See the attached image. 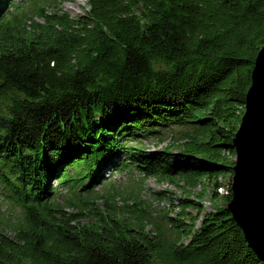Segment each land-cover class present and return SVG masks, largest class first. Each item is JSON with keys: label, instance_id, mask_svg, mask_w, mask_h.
Wrapping results in <instances>:
<instances>
[{"label": "trees", "instance_id": "trees-1", "mask_svg": "<svg viewBox=\"0 0 264 264\" xmlns=\"http://www.w3.org/2000/svg\"><path fill=\"white\" fill-rule=\"evenodd\" d=\"M61 2L0 0V187L24 217L0 224V264H264L228 207L264 0H88L77 17ZM167 131L180 151L137 143ZM122 169L201 189L170 194L180 211L154 231L137 201L91 221L55 201L62 186L86 205Z\"/></svg>", "mask_w": 264, "mask_h": 264}, {"label": "rangeland", "instance_id": "rangeland-1", "mask_svg": "<svg viewBox=\"0 0 264 264\" xmlns=\"http://www.w3.org/2000/svg\"><path fill=\"white\" fill-rule=\"evenodd\" d=\"M17 3L27 4L30 0H13ZM10 2V1H9ZM11 3V2H10ZM12 5V4H10ZM59 7L62 11L77 17L80 14H84L88 11V0H62ZM51 10V9H50ZM161 137H150L142 138L138 140L137 143L142 144L147 153L155 152L157 150H163L174 145L173 151H180L178 146L183 142L180 139V133L165 132ZM130 143L135 144V141H130ZM237 156L235 154L234 160ZM105 180L101 181L95 185V188L90 194L85 196L88 204L83 205L82 202L77 201V196H72L73 200L76 201V205L70 206L68 204V198L71 194L62 186L58 187V192L56 196V202L63 205L66 211L70 213H84L83 211H88L92 214L83 216V221H91L95 218V213L91 212L94 205H97L98 212L103 211L108 213L110 210H115L114 208H120L118 212H123V207L125 205L133 204L135 201L138 202V206H141L147 217L154 224L148 223L146 226L147 230H156V224H160L161 221L165 222L166 218L164 213L169 216H176L180 209L171 207L169 202V195L172 194L176 199L178 197L190 196L191 198H198L197 194L200 192V187L193 189L191 194L184 193V191L178 187H175L169 182H158L156 178L152 176H144L139 170H110L105 173ZM230 174H228L223 182L228 183L230 181ZM58 181L52 180V185L55 186ZM160 192H165L161 195ZM162 197V198H161ZM177 200H175L176 202ZM214 200L211 198L210 189L207 190L205 196L201 199L203 205L202 212L200 214L197 225L200 226L202 223L203 215L214 209ZM94 204V205H93ZM91 209V210H90ZM187 211L196 213V210L188 208ZM128 216V214L126 215ZM24 223L23 210L21 207L17 206L12 200L7 197L5 189L0 187V224L5 227L7 232L11 235L15 234V230ZM188 241V239H185Z\"/></svg>", "mask_w": 264, "mask_h": 264}, {"label": "water", "instance_id": "water-1", "mask_svg": "<svg viewBox=\"0 0 264 264\" xmlns=\"http://www.w3.org/2000/svg\"><path fill=\"white\" fill-rule=\"evenodd\" d=\"M232 199L228 207L264 262V46L257 54L245 111L234 138Z\"/></svg>", "mask_w": 264, "mask_h": 264}, {"label": "bare ground", "instance_id": "bare-ground-1", "mask_svg": "<svg viewBox=\"0 0 264 264\" xmlns=\"http://www.w3.org/2000/svg\"><path fill=\"white\" fill-rule=\"evenodd\" d=\"M237 158H238V157H237ZM220 191H221V192H224V189H223V188H221V189H220Z\"/></svg>", "mask_w": 264, "mask_h": 264}]
</instances>
